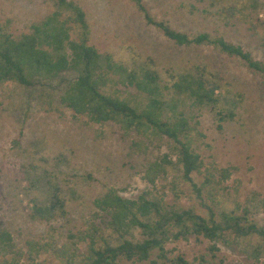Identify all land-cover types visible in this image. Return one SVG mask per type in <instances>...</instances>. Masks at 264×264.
Segmentation results:
<instances>
[{"label": "rangeland", "instance_id": "obj_1", "mask_svg": "<svg viewBox=\"0 0 264 264\" xmlns=\"http://www.w3.org/2000/svg\"><path fill=\"white\" fill-rule=\"evenodd\" d=\"M73 1L86 13L90 44L102 54H111L116 62L129 69L142 65L155 69L161 76V84L167 85H171L170 74L182 67H204L218 79L222 89L228 91L229 99L237 105L234 121L224 122L219 128L208 108L192 105L190 99L181 95L183 100L177 103L176 109L168 107L167 111L170 117L183 113L189 118L195 128L191 135L194 147L205 168L216 178L223 168H231V175L223 183L224 189L220 190L215 205L206 199L203 202L196 199L179 168H168L167 176L158 179L156 188L152 189L143 179L144 171L149 162L168 152L167 139L160 141L162 145L156 141L149 144L147 151L142 152L132 147L140 139L135 133L125 134L112 123L94 124L61 106L58 97L66 87L63 81L44 83L43 88L5 82L0 85V221L12 233L17 246L24 247L30 239L40 240L51 232L50 227L57 229L51 234L60 246L65 238L58 235L83 228L92 213L93 200L110 187L128 198L150 189L167 204L206 211L203 203L218 212L232 210L236 204L244 205L247 199L257 195L252 203L253 217L264 225L261 205L264 199V79L253 74L240 59L211 45H176L146 22L135 0ZM53 2L0 0V27L14 36L30 32L32 24L56 10ZM143 2L155 20L166 21L175 30L223 37L264 61V0H259L255 11L242 7L249 6L247 0ZM232 8L236 9L234 14H231ZM61 76L68 80L74 78L71 72ZM113 89L142 98L128 85L119 83ZM45 92L53 99L51 107L38 98ZM164 94L166 101L178 97L168 89ZM193 177L195 183L203 180L199 175ZM56 189L66 203L67 213L49 222L31 219L33 204H49ZM134 238H140L137 230ZM261 242L256 236L239 239L228 246L218 242L219 251L212 253V242L192 236L188 240L168 241L166 248L172 250L170 256L182 254L190 264H250L249 256ZM155 256L154 252L152 258ZM39 260L50 262L54 258L48 253L42 254ZM120 264L146 262L122 261Z\"/></svg>", "mask_w": 264, "mask_h": 264}, {"label": "trees", "instance_id": "obj_2", "mask_svg": "<svg viewBox=\"0 0 264 264\" xmlns=\"http://www.w3.org/2000/svg\"><path fill=\"white\" fill-rule=\"evenodd\" d=\"M247 2L249 6L243 5L244 9L255 11L259 6V0ZM53 4L56 10L32 24L30 32L14 36L0 27V85L13 82L23 87L40 85L43 88L44 83L63 81L66 87L58 101L74 116L86 117L94 124L112 123L125 134L135 133L140 139L132 147L142 152L147 151L149 144L156 141L160 145L161 140L167 139L168 152L149 162L144 171L143 179L148 186L155 189L158 179L167 176L168 168H179L196 199L218 204L217 197L231 175V168L220 169L218 178L205 168L194 147L191 135L195 128L189 118L183 113L170 117L167 108L175 110L183 100L181 95L190 99L192 105L208 108L217 126L222 128V123L234 121L237 115V105L229 99L228 91L222 89L210 71L200 66L176 70L170 74L171 85L161 84L160 74L145 65L129 69L116 62L111 54H102L90 44L86 13L80 5L73 0H54ZM135 4L146 22L176 45H211L240 59L253 74L264 79V61L255 59L241 45L210 33L190 35L175 30L166 21L155 20L143 0H135ZM235 10L232 8L231 14ZM70 72L74 78H62L61 75ZM119 83L135 88L142 98L113 89ZM165 89L178 97L166 101ZM38 98L47 107L52 106L53 99L48 92L40 93ZM193 175L202 176L203 180L195 183ZM256 196L229 211L218 212L202 203L206 211H201L167 204L150 189L128 198L110 187L93 200L92 213L83 228L58 235L65 238L60 246L51 234L57 229L50 227L51 232L45 237L27 240L24 247H18L12 233L0 221V264H55L54 260L62 264H120L122 261L190 264L182 254L170 256L172 250L166 248V243L192 236L212 242V253L219 251L218 242L228 246L239 239L256 236L262 242L253 248L250 264H264V225L253 217L252 203ZM65 205L56 189L49 204H33L30 217L49 222L67 213ZM261 205L264 206V199ZM136 230L139 239L134 238ZM154 252L156 256L152 258ZM48 253L53 261L39 260L42 254ZM201 261L205 262L203 258Z\"/></svg>", "mask_w": 264, "mask_h": 264}]
</instances>
